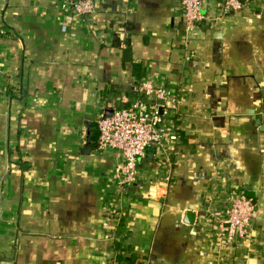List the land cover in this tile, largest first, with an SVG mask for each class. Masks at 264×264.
Wrapping results in <instances>:
<instances>
[{
    "label": "crops",
    "instance_id": "0c3cea01",
    "mask_svg": "<svg viewBox=\"0 0 264 264\" xmlns=\"http://www.w3.org/2000/svg\"><path fill=\"white\" fill-rule=\"evenodd\" d=\"M91 1L0 0V264H215L232 187L256 217L231 264H264V0H205L188 35L180 0ZM139 101L165 138L124 186L97 121Z\"/></svg>",
    "mask_w": 264,
    "mask_h": 264
},
{
    "label": "built area",
    "instance_id": "2783aa9c",
    "mask_svg": "<svg viewBox=\"0 0 264 264\" xmlns=\"http://www.w3.org/2000/svg\"><path fill=\"white\" fill-rule=\"evenodd\" d=\"M205 0H180L186 21V34L191 33L199 23L206 20L203 12ZM66 8L75 14L89 15L94 6L91 0H67ZM239 7V0H225L224 11ZM145 94L156 92L164 98V88L143 83L139 87ZM159 106L146 108L135 102L128 107H115L110 115L98 119L99 150H111L120 158L117 170L121 183L129 186L136 180V163L149 145H163L162 116ZM176 136L170 134L169 141ZM218 205H207L205 209L206 236L215 256V264H231L238 260L237 254L252 235L256 208L252 199L247 198L239 188L232 187ZM246 253V252H245Z\"/></svg>",
    "mask_w": 264,
    "mask_h": 264
}]
</instances>
